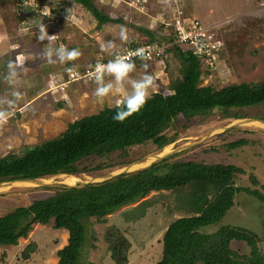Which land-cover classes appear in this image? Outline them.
<instances>
[{"label":"rangeland","instance_id":"374dc122","mask_svg":"<svg viewBox=\"0 0 264 264\" xmlns=\"http://www.w3.org/2000/svg\"><path fill=\"white\" fill-rule=\"evenodd\" d=\"M136 2L95 0L98 7L120 21L99 26L95 16L74 0H0V96L10 91L3 81L9 60L19 56L29 69L15 85L23 93V99L18 102L8 123L0 127V157L41 144L64 132L71 122L96 114L106 106L112 107L114 98L101 101L94 96L96 85L93 79L88 76L72 80L65 67L74 63L78 65L77 70L85 71L100 60L110 59L100 50L104 41L113 40L120 49L133 45L135 41L149 39L139 27L154 31L161 39L175 38L178 19L183 20L185 25L198 20L211 41L219 45L215 66L203 73L202 85L221 88L230 83H258L264 79V0ZM46 5L51 9V16H41V10ZM41 22L47 26L49 35H57L51 44L36 39ZM121 25L126 26L130 43L121 44L118 35ZM164 42L171 40L164 39ZM60 45L80 49L81 57L68 65H49L40 59L42 51ZM146 63L147 71L155 77L157 84L152 94L157 91L169 93L170 82L180 74V60L167 51L162 60ZM144 71L142 64H136L133 78H139ZM251 110L255 117L234 119L214 111L208 116L196 117L187 128L175 124L167 131L170 135L177 134L176 140L168 144L169 152L165 153V147L158 148L151 143L134 146L130 148L132 162L124 166H114L121 161L117 153L109 157H94L85 161L84 165L108 162L113 167L73 174L75 177L71 184L61 173L38 178L41 181L38 183L36 180L30 184L12 183L0 189V216L18 206L30 205L36 199L49 196L63 185L100 182L111 173L137 171L162 160L156 157L149 164L129 169L130 165L144 161L149 155L166 154L164 158L173 156L171 161L234 164L242 169L235 174L236 186L257 188L264 193V125L239 122L244 119L264 122V105ZM240 139L247 142L237 147L229 146L230 142ZM252 178H256L259 184L255 185ZM10 182L13 181L4 183ZM151 195H157V199L142 218L133 222L123 218V212L138 202L123 206L109 214L105 222L94 224L98 240L96 247L90 250L88 264H115L104 238L106 229L111 225L118 226L131 241L127 264H156L161 257V239L165 229L174 218L188 216L189 213L181 210L176 193L163 190L153 191ZM236 199L237 204L228 211L222 223L243 226L256 232L260 237V249L264 251V202L244 191L238 192ZM216 227L210 225L206 228L214 230ZM68 236V230L55 228L53 220L48 224H34L28 238H21L17 245H0V264H57V251L67 244ZM29 243H37V249L29 258H24L23 250ZM233 247L240 253L250 250L247 244L240 241H234Z\"/></svg>","mask_w":264,"mask_h":264},{"label":"trees","instance_id":"16d2710c","mask_svg":"<svg viewBox=\"0 0 264 264\" xmlns=\"http://www.w3.org/2000/svg\"><path fill=\"white\" fill-rule=\"evenodd\" d=\"M74 1L91 12L99 26L120 22L98 7L95 0ZM138 29L149 39L135 41L133 45L174 38L161 39L148 28ZM168 51L181 63L179 76L169 84V93L154 92L141 111L123 123L113 120L115 107L106 106L96 114L71 122L54 138L1 156L0 182L102 170L113 166L108 162L95 166L84 162L113 153L121 160L114 166H124L132 162L130 148L134 146L151 143L163 148L174 142L177 134L170 135L167 131L175 124L187 128L196 117L208 116L214 111L234 119L255 117L251 108L264 105V79L258 83H230L221 88L202 85L201 61L195 53L177 45ZM246 142L240 139L230 142L229 146ZM172 157L100 182L61 186L30 205L16 207L0 216V245H17L21 238H28L34 224H48L53 220L55 228L67 229L69 234L67 244L57 251V264H88L90 250L98 240L96 222H105L109 214L139 202L123 212L125 221H136L157 199V195H149L167 190L178 195L181 210L189 215L169 223L162 235L161 257L156 264H264V251L260 249L256 232L222 223L237 204L238 192L244 191L263 202L264 193L257 188L236 186L235 174L242 169L234 164L171 161ZM252 180L255 185L259 184L256 178ZM210 225L218 227L209 230L206 227ZM104 238L115 264H127L131 241L125 233L111 225ZM234 241L247 244L249 252L240 253L233 247ZM36 249L37 243H29L23 257L29 258Z\"/></svg>","mask_w":264,"mask_h":264},{"label":"clouds","instance_id":"9594fccd","mask_svg":"<svg viewBox=\"0 0 264 264\" xmlns=\"http://www.w3.org/2000/svg\"><path fill=\"white\" fill-rule=\"evenodd\" d=\"M167 2V0H165ZM41 16H51V9L46 5L41 10ZM36 39L39 42L47 41L51 44L57 37L56 34L49 35L47 26L41 22L38 26ZM119 40L121 44L130 43L126 26H119ZM101 52L111 58L105 62H97L91 65L90 75L95 83L94 96L98 100H105L108 97L114 98L113 106L116 111L113 120L123 123L129 117L139 113L151 98L152 90L157 87L155 77L150 74L146 61L149 57L144 48L129 50L126 54L119 51V45L113 40L104 41L100 44ZM82 55L78 48L69 49L64 45L52 48L49 47L42 51L40 59L49 65H68L70 62L77 61ZM138 58L145 69L139 78H133L132 74L136 71V63L132 59ZM26 64L17 56L6 64V73L3 81L9 86L10 91L0 96V127L6 125L14 115V109L19 101L23 99V93L16 88V82L28 72ZM78 65L71 64L65 67L68 73H74Z\"/></svg>","mask_w":264,"mask_h":264},{"label":"built area","instance_id":"2783aa9c","mask_svg":"<svg viewBox=\"0 0 264 264\" xmlns=\"http://www.w3.org/2000/svg\"><path fill=\"white\" fill-rule=\"evenodd\" d=\"M138 2H147V0H136ZM136 2V4H138ZM176 37L171 39V42H154L148 44H137V45H127L123 48H120L119 51L122 54H126L129 50H135L138 48H144L146 55L149 59L146 62L154 61V60H162L166 55L168 49L172 46H180L184 48V50H191L195 53V55L201 61V69L204 72L213 70L215 63L218 58L219 49L218 43L212 42L210 37L207 34V30L203 27V25L198 21H192L191 25H185L184 21L178 19L176 21ZM133 60H138V58L133 57ZM106 61H98V62H107ZM145 63V62H143ZM91 68H87L85 71L76 70L74 73H71L72 80H79L84 77H91L90 75Z\"/></svg>","mask_w":264,"mask_h":264},{"label":"bare ground","instance_id":"6f19581e","mask_svg":"<svg viewBox=\"0 0 264 264\" xmlns=\"http://www.w3.org/2000/svg\"><path fill=\"white\" fill-rule=\"evenodd\" d=\"M240 123H260L261 125H264V122L260 121V120H251V119H244V120H240L239 121ZM170 145H167L165 148H164V151L166 153L169 152L170 150ZM154 158H156V156H153V155H149L144 161L142 162H139V163H134L132 165H130L129 169L133 168V167H141L143 165H146V164H149V162H151ZM62 176H64L65 180L67 183H73V178L75 177V175L73 174H65V173H62L60 174ZM46 180V179H45ZM36 182H41L40 180H36ZM12 183H25V184H30V183H35V180H29V179H25V180H19V181H16V182H10V183H4L3 184H0V189H5L7 188L8 186H10Z\"/></svg>","mask_w":264,"mask_h":264},{"label":"water","instance_id":"95a60500","mask_svg":"<svg viewBox=\"0 0 264 264\" xmlns=\"http://www.w3.org/2000/svg\"><path fill=\"white\" fill-rule=\"evenodd\" d=\"M185 147H186V146L181 147L180 150H182V149L185 148ZM165 156H166V154H165V155H157L156 157H157L158 159H163ZM124 172H125V170H124V171H120L118 174H121V173H124ZM118 174L111 173V174L108 175L107 178H112V177H114V176H116V175H118ZM29 180H37V179H29ZM83 185H85V184L80 183V184H77V185H63V186L71 187V186H83Z\"/></svg>","mask_w":264,"mask_h":264},{"label":"crops","instance_id":"0c3cea01","mask_svg":"<svg viewBox=\"0 0 264 264\" xmlns=\"http://www.w3.org/2000/svg\"><path fill=\"white\" fill-rule=\"evenodd\" d=\"M80 80V79H79ZM76 81H78V80H76Z\"/></svg>","mask_w":264,"mask_h":264}]
</instances>
